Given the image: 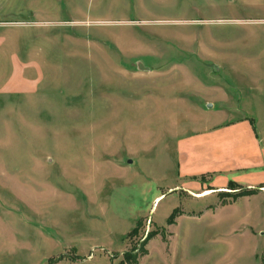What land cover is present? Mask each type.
I'll return each instance as SVG.
<instances>
[{"label": "rangeland", "instance_id": "rangeland-1", "mask_svg": "<svg viewBox=\"0 0 264 264\" xmlns=\"http://www.w3.org/2000/svg\"><path fill=\"white\" fill-rule=\"evenodd\" d=\"M247 128L264 0H0V264H264Z\"/></svg>", "mask_w": 264, "mask_h": 264}, {"label": "crops", "instance_id": "crops-1", "mask_svg": "<svg viewBox=\"0 0 264 264\" xmlns=\"http://www.w3.org/2000/svg\"><path fill=\"white\" fill-rule=\"evenodd\" d=\"M19 75H20L19 81L23 82L24 72L23 71L19 72ZM241 136L246 138V140H247L246 152H247V155L249 158L254 159L256 157H260L261 155H264V147L262 145V140H261L259 135L257 136L255 134L253 129H251V128L245 129L244 133ZM234 153L237 155L238 150L236 149V151ZM250 166H252V164H249L246 167H250ZM249 185H252V184H249ZM224 186H225V184L222 186H219V187L222 188Z\"/></svg>", "mask_w": 264, "mask_h": 264}, {"label": "trees", "instance_id": "trees-1", "mask_svg": "<svg viewBox=\"0 0 264 264\" xmlns=\"http://www.w3.org/2000/svg\"><path fill=\"white\" fill-rule=\"evenodd\" d=\"M231 183H232L233 185L235 184L234 181H231ZM231 183H230V184H231ZM232 184H231V185H232ZM250 191H253V190H250Z\"/></svg>", "mask_w": 264, "mask_h": 264}]
</instances>
